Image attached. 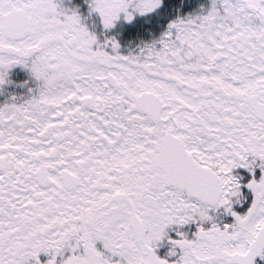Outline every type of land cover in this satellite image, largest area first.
Wrapping results in <instances>:
<instances>
[{
    "label": "snow or ice",
    "instance_id": "snow-or-ice-1",
    "mask_svg": "<svg viewBox=\"0 0 264 264\" xmlns=\"http://www.w3.org/2000/svg\"><path fill=\"white\" fill-rule=\"evenodd\" d=\"M0 264H264V0H0Z\"/></svg>",
    "mask_w": 264,
    "mask_h": 264
}]
</instances>
